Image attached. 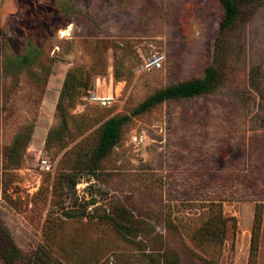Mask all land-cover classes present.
<instances>
[{
  "label": "rangeland",
  "instance_id": "374dc122",
  "mask_svg": "<svg viewBox=\"0 0 264 264\" xmlns=\"http://www.w3.org/2000/svg\"><path fill=\"white\" fill-rule=\"evenodd\" d=\"M224 14L219 0H0V264H264V0L230 29L216 91L134 113L204 74ZM156 53L164 67L142 71ZM75 69L87 88L59 140ZM101 83L119 93L109 107L87 98ZM114 116L129 119L104 149ZM195 174L254 195L223 201L221 248L201 237Z\"/></svg>",
  "mask_w": 264,
  "mask_h": 264
},
{
  "label": "trees",
  "instance_id": "16d2710c",
  "mask_svg": "<svg viewBox=\"0 0 264 264\" xmlns=\"http://www.w3.org/2000/svg\"><path fill=\"white\" fill-rule=\"evenodd\" d=\"M221 5L225 9L224 17L220 24V30L215 38V61L210 64L204 71V74L200 77H196L190 80L180 81L178 83L167 86L166 88L158 91L152 95L148 100L140 104L134 111V113L144 112L151 107L158 105L162 102L171 99H192L203 94L216 91L221 84L220 80V67L221 57H225L229 52V31L237 22L242 8L247 5H251L257 0H219ZM79 69L71 70L67 73L62 90L60 92L59 100L57 102V111L60 112L62 122L58 129V138L61 140L64 136V131L68 129L69 115H66V106H74L81 96L83 88H87L84 81H80ZM116 77H118V71H116ZM129 116H114L109 118L102 127V142L104 149L113 144L117 137L120 135L122 126L127 122ZM56 129L50 130L47 139V145L50 143V137ZM193 186L197 192L208 189V197L200 196L197 193V197L194 199H200L210 201L204 203L203 206L209 207L210 213L208 218L204 221L200 232L204 239L216 238L220 239V243L214 244L218 248H221L225 233L227 229L228 217L223 212V201L229 200H243L246 198H253L254 195L246 196L239 191L229 187V182L217 181L215 176L209 174H195ZM218 186V188H217ZM214 188V189H212ZM196 197V198H195ZM260 227V219L255 220V229ZM212 243V242H211ZM198 246L204 247L202 243H197ZM219 245V246H218ZM220 250V249H219Z\"/></svg>",
  "mask_w": 264,
  "mask_h": 264
},
{
  "label": "built area",
  "instance_id": "2783aa9c",
  "mask_svg": "<svg viewBox=\"0 0 264 264\" xmlns=\"http://www.w3.org/2000/svg\"><path fill=\"white\" fill-rule=\"evenodd\" d=\"M165 62H166V56L161 53H156L144 59L141 65V69L142 71L145 72L160 70L164 67ZM118 94L119 93L117 89H113L112 87L111 95L100 96L98 94V91H92L87 96V98L91 103L100 105L102 107H109L113 104V102L115 101V97ZM131 142L134 144H141L143 142V137L138 134H133L131 137ZM41 165L44 169L48 171H51L53 169V165L48 159H43ZM111 264H113V262H111Z\"/></svg>",
  "mask_w": 264,
  "mask_h": 264
},
{
  "label": "bare ground",
  "instance_id": "6f19581e",
  "mask_svg": "<svg viewBox=\"0 0 264 264\" xmlns=\"http://www.w3.org/2000/svg\"><path fill=\"white\" fill-rule=\"evenodd\" d=\"M112 93V85L100 84L98 89V94L100 96L111 95Z\"/></svg>",
  "mask_w": 264,
  "mask_h": 264
},
{
  "label": "crops",
  "instance_id": "0c3cea01",
  "mask_svg": "<svg viewBox=\"0 0 264 264\" xmlns=\"http://www.w3.org/2000/svg\"><path fill=\"white\" fill-rule=\"evenodd\" d=\"M65 81V80H64ZM62 84H64L63 82H62ZM62 90V89H61ZM59 96H60V92H59Z\"/></svg>",
  "mask_w": 264,
  "mask_h": 264
}]
</instances>
